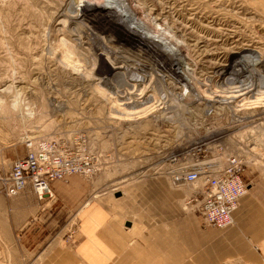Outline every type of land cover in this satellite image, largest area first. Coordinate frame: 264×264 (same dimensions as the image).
<instances>
[{
	"label": "rangeland",
	"instance_id": "rangeland-1",
	"mask_svg": "<svg viewBox=\"0 0 264 264\" xmlns=\"http://www.w3.org/2000/svg\"><path fill=\"white\" fill-rule=\"evenodd\" d=\"M86 1L95 10L103 0ZM131 1L138 6L139 19L149 26L154 21L164 33L166 29L178 59L187 62L193 76L181 74L177 60L146 40L143 31H129L127 24H134L120 22L117 12L84 7L81 23L73 19L80 0H0V168L8 169L27 151L29 138L50 136L82 143L100 167L91 177L72 176L71 185L54 187L52 197L39 199L40 212L7 243L0 264H47L53 248L78 232L84 203L106 192L121 197L135 183L160 177L173 185L166 174L171 157L182 156L184 164L191 165L193 148L216 136L228 152L243 159L249 182L245 195L264 198V101L245 103L251 108L239 111L208 108L199 98L204 87L197 84L234 90L238 83L222 82L227 73L224 77L248 82L246 96L259 93L254 73H264V0ZM118 54V65L130 68L125 80L119 78L122 73L113 76ZM174 68L183 81H199L185 87ZM97 75L108 77L111 87L95 80ZM132 79L149 87V103L157 101L155 107L144 110L133 102L139 109L133 115L129 112L134 106H118L123 102L118 94H123L115 86L128 92L132 86L124 82ZM142 84L136 93L146 89ZM239 116L245 120L238 121ZM259 116L263 120L258 123L254 118ZM252 130H260L254 131L258 146L255 134L243 135ZM174 186L184 191V212L200 215L190 200L203 182ZM262 251L264 264V244Z\"/></svg>",
	"mask_w": 264,
	"mask_h": 264
},
{
	"label": "crops",
	"instance_id": "crops-1",
	"mask_svg": "<svg viewBox=\"0 0 264 264\" xmlns=\"http://www.w3.org/2000/svg\"><path fill=\"white\" fill-rule=\"evenodd\" d=\"M74 175L53 188L71 185ZM183 199L181 188L160 177L121 197L106 192L88 200L78 232L53 248L47 264H262L264 198L243 196L228 228L205 227L200 215L184 212ZM40 209L31 189L0 194V253Z\"/></svg>",
	"mask_w": 264,
	"mask_h": 264
},
{
	"label": "built area",
	"instance_id": "built-area-1",
	"mask_svg": "<svg viewBox=\"0 0 264 264\" xmlns=\"http://www.w3.org/2000/svg\"><path fill=\"white\" fill-rule=\"evenodd\" d=\"M27 151L12 160L8 169L0 168V182L7 196H17L28 189L39 199L52 197L53 182L71 175L92 176L100 170L91 152L82 143L56 137L26 140ZM182 156L171 157L167 172L175 185L203 182V189L190 202L200 214L205 227L228 228L235 224L234 212L249 189L245 181L243 159L231 154L219 137L199 142L193 148L191 165ZM201 197V198H200Z\"/></svg>",
	"mask_w": 264,
	"mask_h": 264
},
{
	"label": "bare ground",
	"instance_id": "bare-ground-1",
	"mask_svg": "<svg viewBox=\"0 0 264 264\" xmlns=\"http://www.w3.org/2000/svg\"><path fill=\"white\" fill-rule=\"evenodd\" d=\"M103 1H105V0H103ZM103 1H99V4H98V6H97V8H95V10H97L98 12H103V11H105V12H112L113 11V13H116L117 15H118V20H120V22H126L127 20H130L131 21V23L132 24H134L133 26H129V24H127V27L129 28V31L130 30H133V31H135L136 32V30H140V31H143L145 34V37H146V40H148L149 42H152L154 45L156 44H158V45H161L162 47H164L163 49L166 51V52H169L170 53V56L169 55H167V56H169V57H171L172 59H174V60H177L176 61V64H178L177 65V69L180 71V73L182 74H186L187 75V77H191V76H193L195 73L193 72V70L192 69H188L187 67H186V64H187V62H182L180 59H178V57H177V51H176V49H175V46H174V44L171 42V40H169L168 38H167V36H166V34L165 33H167L166 32V29H165V33L163 32V30L161 29V27L158 25V24H155V22L154 21H151V26H149V25H147L145 22H143V20L142 19H139V16L137 15V13L135 12V8L136 7H138V6H135V5H137V4H134L135 2H133V1H131V0H111V3H110V1H109V3L111 4H109V3H107V2H104V4L105 5H103L102 3H103ZM138 3V2H137ZM93 4V3H92ZM78 5H81V7L80 8H77V10L76 11H78L79 12V14L77 13H75L76 15L73 17V19H75V21H78V22H81L82 23V15H84L83 13L80 15V11H82V9L84 10L85 8L84 7H88V3H87V1L86 0H80V3L78 4ZM91 6H93V5H91ZM91 6H89L87 9H86V11H90L91 9H89V8H91ZM95 10H91L92 12H95ZM102 15V14H101ZM150 19V18H149ZM142 33V32H141ZM143 36V35H142ZM80 39V38H79ZM69 46V45H68ZM160 46V47H161ZM69 48V47H68ZM76 52V51H75ZM66 53V52H65ZM66 55V54H65ZM67 55H68V57H70V58H72V59H74L75 57H73V56H71L72 54H68L67 53ZM123 56V55H122ZM119 57L121 58V55L120 54H118L117 55V57L116 58H118L117 59V61H115V63L114 64H112V66L111 67H113V69L116 71V72H114V74H113V76H120L121 75V73L123 74L122 76H120L119 78H122L123 80H125V78H124V76H127V73H129V70H130V68L128 69V70H126L124 67H122L121 65H118V62H119ZM77 58V57H76ZM124 59V58H123ZM70 60V59H69ZM164 60H166V59H164ZM73 61V60H72ZM76 62V61H75ZM126 62V61H125ZM264 62V61H263ZM75 64H77V63H75ZM263 64V63H262ZM78 65V64H77ZM120 69V70H119ZM175 68H174V72H175ZM234 71H230L229 72V75H230V73H233ZM176 73V72H175ZM234 73H237V72H234ZM259 73H261L260 71H258L257 73L255 72L254 74L255 75H257L258 74V76L256 77V80L258 81V83L257 84H255V86L254 87H257V85L259 86V88L256 90V91H259V93H260V95L261 96H263L264 94L263 93H261V92H263L264 91V73H261L262 75H260ZM177 74V76L178 77H180L181 78V75L180 74H178V73H176ZM227 73H225V75H226ZM224 75V76H225ZM238 75H240V76H242L243 75V72L242 73H240V74H238ZM223 76V78H222V82L223 81H225V82H227V81H231V83L232 82H235V83H238V84H234V86H232V87H235L236 85H237V87L233 90V89H231V90H228V89H226V90H223V91H220V90H217V88H215L217 85H216V83H213V85L212 84H209V85H207L206 87L203 85V84H199V83H197L199 86H203L204 88H201L200 90H199V98L200 99H202V101H201V103H204L205 105H206V107H208V108H211V107H213V106H216V108H218V107H220V108H224V107H232L235 111H239V110H242V109H247V108H251V105H248V106H245V103H247V104H250V103H252L253 102V100H256V101H264V98L262 97V99H258L259 98V96H258V94L259 93H257V94H254V95H249V96H246V90L248 89V87H247V85H248V82L245 80V81H243L242 79H239L238 81H235V80H232V78L230 79V76H226V77H224ZM95 77V76H94ZM96 78V79H95ZM94 79L95 80H102L103 79V81H106V83L111 87V85L108 83L109 81H108V77H100V76H96ZM107 78V79H106ZM196 78V77H195ZM121 79V80H122ZM127 79V78H126ZM203 79H205V78H203ZM133 80L134 79H132V80H129V81H125L124 82V84H126V86L128 85V86H132V89H129V88H127V90H129L128 92L126 91V90H123V91H120L119 89H117V86H115L116 88V91L117 92H122V94L123 95H120V93L118 94V96L120 97V98H122L123 99V102H121V103H118V106L121 104V105H130L131 107L132 106H134V104L132 105V103L133 102H135L136 104H141L140 106H141V108L142 109H144V110H149L150 108H153V107H155L154 105H155V102H157V101H155V102H153V103H149V102H151V100H152V93H149L150 92V89H149V87H147L145 84H142L143 82H140L139 80H135L134 82H133ZM181 80H182V78H181ZM196 80H197V78H196ZM195 79H193V78H190V81H183L182 80V82H183V85L185 86V87H188V88H191V86L193 85V83L192 82H194V81H196ZM206 81H208L207 79H205ZM227 80V81H226ZM255 80V81H256ZM197 81H199V80H197ZM191 82V83H190ZM98 84L100 83V82H97ZM206 84H208V82H205ZM211 83V82H210ZM261 83H263V85H261ZM97 84V85H98ZM143 85L144 86V88H146L145 90L143 89L140 93H136V89L140 86V85ZM245 85V86H244ZM114 86V85H113ZM221 86V85H220ZM252 87V86H251ZM113 88V87H112ZM231 88V87H230ZM135 89V91H133ZM182 89V88H181ZM184 89V88H183ZM219 89V88H218ZM249 92V91H248ZM254 92V91H253ZM109 95H111V94H109ZM218 97V98H217ZM115 99H116V101H117V98L116 97H114ZM125 98V99H124ZM154 100V99H153ZM165 102V101H164ZM164 102H161V103H164ZM217 103H219V105H216ZM244 103V104H243ZM255 104V103H254ZM261 104H263V103H261ZM161 105V104H160ZM139 106V107H140ZM112 107V106H111ZM114 107V106H113ZM160 107H164V105L163 106H160ZM166 107V106H165ZM257 107V105H255L254 106V108H256ZM125 108V107H124ZM114 109H115V107H114ZM156 109V108H155ZM113 110V109H112ZM116 110H117V108H116ZM114 112H115V110H113ZM112 111V112H113ZM138 111H139V109L137 110L136 109V106H134V109H131L130 110V114H135V113H138ZM152 111V110H151ZM118 112H119V110H118ZM121 112V111H120ZM148 112H150V111H148ZM126 112H124V114H125ZM123 113H121V114H119V116L120 115H122ZM127 114V113H126ZM260 114V113H259ZM138 115V114H137ZM141 115V114H140ZM258 116V115H257ZM120 117H122V116H120ZM240 118L238 119V121H244L245 119H244V116H239ZM125 118V117H124ZM127 118V117H126ZM254 120L255 121H258V123H259V121H261V120H263V118H262V116H259L258 118H254ZM264 121V120H263ZM250 129H252V128H250ZM253 131V132H252ZM252 131H244L243 132V135H249V133L250 134H255L254 133V131L255 132H258V133H260V130H258V131H256V130H252ZM263 133H264V131H263ZM253 138H255L256 140H257V134H255V136L253 137ZM257 144V146L259 145L258 144V140H257V142H256ZM238 155V154H237ZM97 173V172H96ZM95 173V174H96ZM95 174H93V175H95ZM166 174H168V172L166 171ZM92 175V176H93ZM88 177H91V176H88ZM174 185V184H173ZM249 190V189H248ZM27 191V190H26ZM247 194V193H246ZM20 195V194H19ZM196 212V211H195ZM236 212V211H235ZM205 228V227H204Z\"/></svg>",
	"mask_w": 264,
	"mask_h": 264
},
{
	"label": "water",
	"instance_id": "water-1",
	"mask_svg": "<svg viewBox=\"0 0 264 264\" xmlns=\"http://www.w3.org/2000/svg\"><path fill=\"white\" fill-rule=\"evenodd\" d=\"M120 194H118V196H119ZM130 223V222H129Z\"/></svg>",
	"mask_w": 264,
	"mask_h": 264
}]
</instances>
